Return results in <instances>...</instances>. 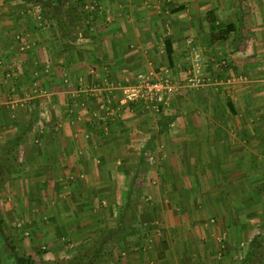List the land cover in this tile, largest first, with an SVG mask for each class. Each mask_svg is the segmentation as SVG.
Listing matches in <instances>:
<instances>
[{
  "label": "crops",
  "instance_id": "obj_1",
  "mask_svg": "<svg viewBox=\"0 0 264 264\" xmlns=\"http://www.w3.org/2000/svg\"><path fill=\"white\" fill-rule=\"evenodd\" d=\"M79 4L68 34L74 10L0 0V164L29 233L91 264H232L263 219L264 0ZM153 69L176 87L156 112L124 100Z\"/></svg>",
  "mask_w": 264,
  "mask_h": 264
},
{
  "label": "rangeland",
  "instance_id": "obj_2",
  "mask_svg": "<svg viewBox=\"0 0 264 264\" xmlns=\"http://www.w3.org/2000/svg\"><path fill=\"white\" fill-rule=\"evenodd\" d=\"M23 1L44 4L45 6L52 4L48 6L51 11H54L57 8L60 9L61 6H63L66 11L74 10L75 12H73L75 15L68 18V16H70L69 14H71L69 13L65 20L68 23V34L76 33V23L78 20L82 21L83 14L80 15L79 11L82 10V13H86L84 12L85 4L84 6L83 4L78 5V3L74 0H66L65 3L63 1V3H58L54 0H47L48 2H44L42 0ZM47 3L49 4L47 5ZM61 14L62 13H60V15ZM71 38L76 40V34H73ZM7 164L8 163L0 164V216L3 220V224L0 226V236L3 241L6 240L3 243L10 253H36L40 255V258L44 260L45 264H81L82 262L91 264L88 257H85L87 252L84 250L82 257H78V253L67 252L73 248L70 241H65V243L63 242L67 249L63 246V249L59 251V253H52L46 241H40L31 236L28 231L29 229L26 226L29 220L38 218L35 216L37 211L34 209L22 210L18 208V205H16L13 197L20 196V200H23L24 196H26V193L24 192L25 187L21 186L23 192L19 191L18 194L12 192L13 180L18 179V177L13 176L14 171L10 172L9 168L11 166ZM262 216L263 219H261L260 216L259 220L261 221L257 224L256 230H254V232L252 231V234L249 233V237H243L239 241H236V243L233 242L236 244V249H238L239 252L237 253V257L232 259V264H264V210L262 211ZM38 220H40V218H38ZM224 233L222 232V235ZM106 242L107 240L102 243L104 245L103 249L107 248L105 247ZM217 243L224 246L222 236L217 238ZM11 245H14L15 250L10 249Z\"/></svg>",
  "mask_w": 264,
  "mask_h": 264
},
{
  "label": "built area",
  "instance_id": "obj_3",
  "mask_svg": "<svg viewBox=\"0 0 264 264\" xmlns=\"http://www.w3.org/2000/svg\"><path fill=\"white\" fill-rule=\"evenodd\" d=\"M40 13V9L36 8ZM192 39H188L187 44L192 46ZM192 51L195 49L192 47ZM188 85L191 88L202 85V80L197 76H192L188 79ZM94 91V88L93 90ZM176 87L171 77L167 74V70H148L140 72L134 77V83L125 92L124 100L130 103L142 104L151 108L153 111H159L167 105V97L174 94ZM108 99H103L99 105V112H107L109 115L110 102Z\"/></svg>",
  "mask_w": 264,
  "mask_h": 264
},
{
  "label": "trees",
  "instance_id": "obj_4",
  "mask_svg": "<svg viewBox=\"0 0 264 264\" xmlns=\"http://www.w3.org/2000/svg\"><path fill=\"white\" fill-rule=\"evenodd\" d=\"M77 2L81 3V0H78ZM228 32H229L228 27L225 28L224 30L212 32L210 34V42L215 43L216 41L225 40ZM166 51L169 54L170 48L168 43L166 44ZM2 224H3V220L0 216V226ZM0 235H1V231H0ZM4 241L0 236V264H45L44 260L40 258V255L36 253H24V254L10 253V251L4 245L3 243ZM10 249L15 250L14 245H11ZM81 264H87V263L82 262Z\"/></svg>",
  "mask_w": 264,
  "mask_h": 264
}]
</instances>
